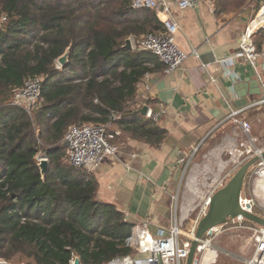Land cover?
Here are the masks:
<instances>
[{
    "label": "trees",
    "instance_id": "trees-1",
    "mask_svg": "<svg viewBox=\"0 0 264 264\" xmlns=\"http://www.w3.org/2000/svg\"><path fill=\"white\" fill-rule=\"evenodd\" d=\"M162 28L132 0H0V259L70 264L79 256L81 264H107L135 254L134 224L97 198L96 181L69 163L63 142L71 124H106L116 113L114 127L160 146L167 130L138 112L150 101L139 87L165 65L125 44ZM38 76L39 102L30 110L12 104L14 90ZM42 150L50 163L44 178Z\"/></svg>",
    "mask_w": 264,
    "mask_h": 264
},
{
    "label": "crops",
    "instance_id": "crops-1",
    "mask_svg": "<svg viewBox=\"0 0 264 264\" xmlns=\"http://www.w3.org/2000/svg\"><path fill=\"white\" fill-rule=\"evenodd\" d=\"M257 3L198 0L193 8L175 7L180 26L176 42L187 58L171 73H164L165 68L151 73L154 85L147 94L150 107L163 109L156 123L167 130L164 141L155 147L121 130L113 140L119 146L118 158H108L89 174L97 183V198L115 204L134 229L147 222L154 237H165L176 213L188 227L177 201L178 195L192 201L182 183L183 171L188 163L196 172L209 170V156L231 155L236 149L241 130L229 119L233 110H242L240 117L251 122L264 143V104L259 103L264 98V22L255 28L256 43L252 38L259 52L256 67L236 55L246 29L264 12V1L262 13L255 11ZM197 146L201 148L191 160ZM208 260L204 264H210Z\"/></svg>",
    "mask_w": 264,
    "mask_h": 264
},
{
    "label": "built area",
    "instance_id": "built-area-1",
    "mask_svg": "<svg viewBox=\"0 0 264 264\" xmlns=\"http://www.w3.org/2000/svg\"><path fill=\"white\" fill-rule=\"evenodd\" d=\"M198 0H132L134 8H147L153 11L162 29L157 32L144 34L138 40H134V48L148 50L158 56L165 65L164 73H171L178 69L185 59L187 53L177 44L176 34L179 30V23L175 18V7L181 10L193 8ZM255 28L249 26L241 41V48L237 56L245 57L256 67L259 52L252 42V35ZM211 80H215L211 76ZM43 77H32L25 81L21 88L14 90L12 104L20 105L30 110L37 104L41 97ZM154 85L152 74H147L142 80L139 93L144 99L149 98L148 92ZM264 104V98L259 101ZM28 104V106L26 105ZM147 102L139 105L141 108ZM242 110H233L229 119L240 127L236 149L231 152L227 159L221 155L214 158L208 157L205 161L210 169H203L196 172L190 163L182 174V183L192 194V201L187 198L180 199V209L184 208L185 220L188 219V227L180 221V214L176 213L174 223L165 237H154L149 231L147 222H139L133 230L130 245L136 249L135 254L117 256L112 258L107 264H186L188 254L195 238V231L200 219L207 213L214 194L222 188L233 176L236 170L247 160L258 156V161L250 168L247 173L250 179V188L253 195H245V184L240 198L241 207L264 218V193L262 197L257 194L258 183H264V143L254 134L253 125L245 118L240 117ZM163 114V109H153L149 107L147 116L153 121H158ZM118 118L113 113L106 124H71L65 134L64 141H68L67 159L69 163L77 169L87 173H93L108 158H118L119 146L113 140L121 134V129L114 127V122ZM200 146L195 147L191 160L200 150ZM234 153V154H233ZM39 156V155H38ZM37 156L38 161L47 157ZM207 157V155H205ZM185 158L180 162H184ZM199 164V163H198ZM195 164V165H198ZM247 177V176H246ZM184 206V207H181ZM186 208V209H185ZM260 209L261 211H259ZM230 222L238 223L239 229L248 230L252 233L245 249L250 252V258L246 264H264V226L248 220L243 216L230 219L227 223L213 227L199 240L196 257L193 264H204L208 260V255L214 253L216 257L209 259L208 262L215 264L219 251L213 246L212 239L207 236L214 233L219 228H224ZM248 222L249 224H247ZM234 227H227L229 231ZM146 254V257H140ZM74 259L70 264H73ZM0 264H22L0 259Z\"/></svg>",
    "mask_w": 264,
    "mask_h": 264
},
{
    "label": "water",
    "instance_id": "water-1",
    "mask_svg": "<svg viewBox=\"0 0 264 264\" xmlns=\"http://www.w3.org/2000/svg\"><path fill=\"white\" fill-rule=\"evenodd\" d=\"M259 27H256V30ZM255 30V31H256ZM254 31V32H255ZM125 46L129 49H134L133 38L128 37L126 39ZM70 46L66 51L57 58L56 62L59 67H63L69 60ZM149 104H144L138 111L143 115H147L149 110ZM64 146H68L69 142L64 141ZM264 155V153H263ZM182 159H186V154L181 155ZM259 157L256 155L246 162H244L228 180V182L212 197L211 204L207 213L200 219L195 231V238L192 240V245L188 254L186 264H193L196 257L197 246L199 240L213 227L227 223L230 219L243 216L244 218L256 222L264 226V218L244 210L240 205V198L243 193L245 178L250 168L258 161ZM38 165L41 169L42 178L45 177L50 163L47 157H43L38 161ZM26 264V263H22ZM73 264H81L79 256L74 258Z\"/></svg>",
    "mask_w": 264,
    "mask_h": 264
},
{
    "label": "rangeland",
    "instance_id": "rangeland-1",
    "mask_svg": "<svg viewBox=\"0 0 264 264\" xmlns=\"http://www.w3.org/2000/svg\"><path fill=\"white\" fill-rule=\"evenodd\" d=\"M26 105L28 106V104ZM38 155L39 156L45 155V153L42 150L41 152H39ZM223 157L224 159H227L229 156L225 154ZM194 163L197 162L195 161ZM249 183H250V179L248 178V174H247L244 183L245 184L244 194L248 196L253 195V191L252 188H250ZM258 210L261 211L260 209ZM246 223L249 224L248 222ZM237 226H239L238 223L230 222L224 228H219L214 233L207 236L208 239L209 238L212 239L213 246L219 251V256L217 257L218 259L215 264H246V261L250 258L251 253L250 252L244 253V252H246L245 246L249 238L251 237L252 233L248 230L239 229ZM227 227H234V228L229 231L227 230L225 231ZM208 256L211 257V259L216 257L214 253H211Z\"/></svg>",
    "mask_w": 264,
    "mask_h": 264
},
{
    "label": "bare ground",
    "instance_id": "bare-ground-1",
    "mask_svg": "<svg viewBox=\"0 0 264 264\" xmlns=\"http://www.w3.org/2000/svg\"><path fill=\"white\" fill-rule=\"evenodd\" d=\"M264 22V12L261 16H259L256 20V24H254V26H252L253 28H256L257 26H259L261 23ZM264 191V183H262V181L260 183H258V187H257V193L258 196L262 197V192Z\"/></svg>",
    "mask_w": 264,
    "mask_h": 264
}]
</instances>
